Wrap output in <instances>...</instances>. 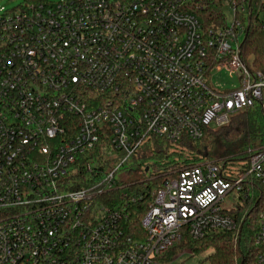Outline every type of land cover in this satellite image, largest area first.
Masks as SVG:
<instances>
[{"label": "built area", "instance_id": "built-area-1", "mask_svg": "<svg viewBox=\"0 0 264 264\" xmlns=\"http://www.w3.org/2000/svg\"><path fill=\"white\" fill-rule=\"evenodd\" d=\"M228 1L231 18L215 27L185 0L0 7V264H169L183 234L237 229L221 202L232 191L244 202L252 188L262 196L264 146L237 175L221 160L175 172L151 192L143 241L125 240L124 206L103 204L116 189L124 205L141 199L116 175L148 138L197 140L239 111L264 109V73L242 58L247 28ZM254 10L264 30V0ZM222 68L236 87L207 83ZM103 146L118 158L105 173L90 159H103ZM254 242L264 264V210Z\"/></svg>", "mask_w": 264, "mask_h": 264}, {"label": "trees", "instance_id": "trees-1", "mask_svg": "<svg viewBox=\"0 0 264 264\" xmlns=\"http://www.w3.org/2000/svg\"><path fill=\"white\" fill-rule=\"evenodd\" d=\"M185 1L190 12L199 17L205 27L225 24L226 16L221 1ZM234 1L238 18L247 28L241 47L242 58L249 67L264 73V30L260 28L254 10L258 0H250L252 10L247 4L248 0ZM247 9L250 16L245 20L243 13H247ZM263 146L264 109L259 105L233 114L222 126L207 128L203 136L197 140L183 137L178 143L171 144L167 140L150 137L121 169L125 170L127 175L133 171L144 175L142 179L131 182L134 185L128 188V191L137 188L141 199L124 205V191L116 189L103 195V204L111 207L124 206L128 214L127 220L123 222L125 240L143 241L146 233L141 225V219L152 201L151 192L161 187L165 180L175 175V172L201 161L211 160H221L226 165L238 162L244 168L248 166V151ZM95 150L98 154L99 150ZM105 154L107 156H104ZM90 159L97 167L92 170H103V173L111 170L118 162L112 151L108 148L106 150L104 146L103 159L95 157ZM97 162H100V165ZM237 174L239 171L235 173ZM80 186L78 182L75 184V187ZM260 190L263 192L260 198L259 191L252 188L248 200L240 202L242 195H238V201L230 209L225 210L233 214L237 221L235 231H210L198 240H192L187 234H183L176 246L167 253L166 260H172L184 250H188L191 256H194L210 249V254L205 258L209 264H258L257 256L263 247L255 244L254 237L258 231L259 214L264 210V188Z\"/></svg>", "mask_w": 264, "mask_h": 264}, {"label": "rangeland", "instance_id": "rangeland-1", "mask_svg": "<svg viewBox=\"0 0 264 264\" xmlns=\"http://www.w3.org/2000/svg\"><path fill=\"white\" fill-rule=\"evenodd\" d=\"M55 2L57 0H47ZM221 1L222 10L226 16L227 20L231 18V10L229 8L228 0H216ZM23 0H0V7H3L6 11L14 10ZM242 38V37H241ZM207 83L211 87L218 88L220 90L229 89L236 87L238 85L237 75L235 73L230 74L226 69L212 70L207 78ZM235 172L239 171L242 173V165L238 162H233L232 164ZM125 170H119L116 177L124 179L125 183L135 182L144 177L143 174H140L138 171H133L127 175ZM238 201V196L236 191H232L225 195L223 201L221 202V207L223 209H230L232 205ZM211 250H207L198 255L191 256V253L188 250H184L179 253L176 257L172 258L169 261V264H209L205 258L210 254Z\"/></svg>", "mask_w": 264, "mask_h": 264}, {"label": "water", "instance_id": "water-1", "mask_svg": "<svg viewBox=\"0 0 264 264\" xmlns=\"http://www.w3.org/2000/svg\"><path fill=\"white\" fill-rule=\"evenodd\" d=\"M148 168H146V170H147Z\"/></svg>", "mask_w": 264, "mask_h": 264}]
</instances>
